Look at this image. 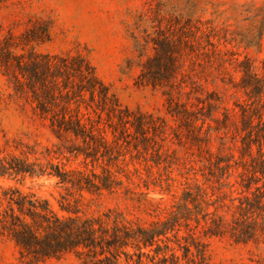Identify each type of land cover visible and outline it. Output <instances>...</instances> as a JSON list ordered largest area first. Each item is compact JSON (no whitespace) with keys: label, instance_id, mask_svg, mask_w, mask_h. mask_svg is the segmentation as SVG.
<instances>
[{"label":"trees","instance_id":"obj_1","mask_svg":"<svg viewBox=\"0 0 264 264\" xmlns=\"http://www.w3.org/2000/svg\"><path fill=\"white\" fill-rule=\"evenodd\" d=\"M175 42L172 35L152 40L154 52L135 78L137 86L162 89L164 116L122 106L80 54L14 52L8 43L0 49L13 94L55 139L51 146L9 145L0 129V178L55 177L66 191L58 212L16 183L0 184V239L13 242L20 259L72 254L73 264H210L207 238L264 242V59L260 71L248 59L237 62L239 78L229 83L243 99L227 106L191 70L187 82ZM212 51L204 65H222L220 50ZM168 140L185 147L184 160ZM78 157L82 167L71 166ZM134 162L164 172L157 177L146 167L143 177L127 168ZM150 185L170 194V203L153 201ZM83 192L130 202L151 218H129L120 207L87 213Z\"/></svg>","mask_w":264,"mask_h":264},{"label":"rangeland","instance_id":"obj_2","mask_svg":"<svg viewBox=\"0 0 264 264\" xmlns=\"http://www.w3.org/2000/svg\"><path fill=\"white\" fill-rule=\"evenodd\" d=\"M170 35L177 40L173 55L182 64L187 82L191 70L196 83L218 91L225 104L233 106L235 101L243 99L242 92L229 83L239 78V72L234 69L237 62L248 59L257 71L261 70L264 0H0V49L8 43L14 52L80 54L110 86L122 106L160 116H164L162 89L137 86L135 78L144 60L154 52L152 40ZM213 49L220 50L217 57L224 63L208 67L202 59L212 56ZM169 124L173 126L171 120ZM0 129L9 145L18 141L51 146L55 142L48 128L32 115L29 104L13 94L1 68ZM0 144H4L1 135ZM167 145L169 151L175 149L180 161L188 155L176 140L174 143L168 140ZM215 145L214 141L213 149ZM80 160V157L72 158L69 164L82 167ZM134 167L146 177L145 169L149 166L136 162L127 166L131 171ZM147 169L157 177L164 172L162 165L152 164ZM172 172L177 175L178 169L173 166ZM132 179L138 182L135 175ZM56 181L55 177L26 178L21 182L0 178V184L16 183L22 190L47 199L60 212L58 201L66 191ZM150 189L148 196L159 201L161 207L170 203V194L161 195L157 186L150 185ZM82 201L87 213L120 207L129 218H151L146 211L132 209L130 202L109 194L83 192ZM206 258L210 264H264V242L243 244L228 237L207 238ZM74 261L72 254H66L28 263L19 258L13 242L0 239V264H73Z\"/></svg>","mask_w":264,"mask_h":264}]
</instances>
